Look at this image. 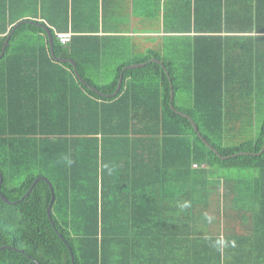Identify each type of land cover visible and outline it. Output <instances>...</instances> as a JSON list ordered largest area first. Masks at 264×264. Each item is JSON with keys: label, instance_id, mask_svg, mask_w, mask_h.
Listing matches in <instances>:
<instances>
[{"label": "trees", "instance_id": "1", "mask_svg": "<svg viewBox=\"0 0 264 264\" xmlns=\"http://www.w3.org/2000/svg\"><path fill=\"white\" fill-rule=\"evenodd\" d=\"M4 1L1 13L11 15V4ZM66 5L71 15L65 23L48 26L11 15L13 24L19 23L0 27V36L4 35L0 57L9 41L0 60V264H128L122 255L133 249L124 246L140 242L151 244L152 253V247L165 240L154 230L160 213L150 210L162 190L166 195L173 177L178 179L177 185L170 184L180 192L179 207L175 213L161 210L159 218L175 229L166 244H179L180 255L208 256L209 244L220 254V236L209 237L205 229L218 223L212 197L222 190L236 195L242 185L228 179L223 187L226 171L251 179L245 181L251 198L242 200V206L250 207L238 218L242 232L234 241L262 243L264 94L259 83L264 63L258 55L255 58L253 40L251 46L246 42L241 54L224 58L227 40L221 36L224 33L232 40L230 34L253 33L255 27L264 31L260 24L264 0H180L182 22L175 30L182 35L196 33L193 49L190 38H182L188 44L182 66L152 53L122 65L115 81L106 86L96 81L107 64V44L113 39L100 33L107 34L110 28L75 23V14H84L86 23L92 11L76 10L74 1ZM68 32H72L71 44L62 46L57 33ZM113 47L124 52L120 42ZM154 59L164 68L149 63ZM235 60L242 68L238 74ZM130 65L144 67L124 71ZM123 72L121 90L115 95ZM171 92L190 94L189 107L175 100L172 106ZM237 94L243 99L240 115L250 113L253 102L260 115L231 118L230 110L237 106L229 99ZM187 115L217 152L206 145ZM240 120L256 123L253 137L243 140L238 133ZM139 177L148 181L150 198L148 213L140 220L152 227L149 235L139 231L130 237L123 214L111 209L123 204L125 190L134 191ZM41 178L54 189L55 227L48 216L53 198L50 185L40 180L33 187ZM201 243L208 245L200 250L196 245ZM116 253L122 262L112 261ZM251 253L245 264H254L255 249ZM203 259L199 263L204 264Z\"/></svg>", "mask_w": 264, "mask_h": 264}, {"label": "crops", "instance_id": "2", "mask_svg": "<svg viewBox=\"0 0 264 264\" xmlns=\"http://www.w3.org/2000/svg\"><path fill=\"white\" fill-rule=\"evenodd\" d=\"M72 1L75 3L76 10H79L82 13H84L85 10L89 12L92 11L91 16L86 20V23H84V14L83 17L80 14H75V23L110 28L107 34H104L102 30L100 33V36L108 35L113 38L107 44V55L109 54L107 64L105 65L102 75L97 78L98 85L100 86H106L113 83L116 79L117 72L122 65L127 62L132 63L133 61H141L152 53L173 62L178 67L182 66L185 56H183L184 58L181 56L182 53H186L185 50L188 45L186 41H182V38L185 39L186 37H189L191 49L194 48L195 32L182 35L175 30V27L182 22L179 17L180 0H6V3L11 4V10L13 11L11 15L12 17H15V19L19 17L23 20L35 19V21L44 22L50 26L52 23H65L67 15H71L69 10L68 14L66 13V3L71 6ZM4 3V0H0V27L4 24L14 26L19 22L13 24L14 22H12V17L9 11L6 15L1 13L3 12ZM69 9L71 8L69 7ZM37 14L38 17H35ZM260 24H264V21H260ZM124 26H127V30L124 29ZM117 27L123 28L119 29ZM225 36L226 34L222 33L221 37L224 40H227L223 41L224 58L225 55H230L231 57L236 54H241L240 50L245 49L244 45L246 42H249L251 46V40H253L255 58L256 55H258L264 63V31L258 30V28L255 27L253 33L230 34L229 37H231L232 40L225 38ZM3 37L4 35L0 36L1 40ZM116 42H120V44L124 45V52H115L113 45H115ZM203 45L206 48L209 46L208 44ZM154 61H156V59L151 60L149 63H154ZM157 62L164 68V65L161 62ZM232 62L237 65V60ZM133 66L136 65H130L129 67ZM127 68H125L124 71H128ZM240 71H242V68L237 65L235 74H238ZM122 75L121 78L123 82L124 72ZM259 84V91L264 94V68L261 71V80ZM174 100L176 104L183 107H189L191 102L190 94L178 93L176 96L174 93V98L172 99L171 92L170 103L172 106H174ZM256 100L257 99H255V101ZM229 102L231 104L235 102L237 106L230 110L229 115L231 118L240 115L241 112L239 111L238 106L243 104V99L240 98V95L237 94L236 96H232V98L229 99ZM258 104L261 105L263 103L259 102ZM253 106L254 108L250 113H247V115L253 113L257 117L260 113L255 109L256 102H253ZM246 116L242 114L238 119H243ZM238 127L239 123L237 122L234 125V129L237 130ZM140 168H142V163H140ZM193 168L195 169L194 166ZM225 173L226 175H224V179H221L223 187L228 179L237 183L251 180L247 179L246 176L239 172L232 176L229 175L228 171ZM236 178H238V181H236ZM177 180V177H173L172 180L169 179L167 182L169 185L168 192H166L165 195L164 190H162V192L160 191L161 193L158 195L155 209H149L151 212H156L157 215L160 213L157 226L155 225L156 229L154 230L155 234L161 235L159 237L164 239L165 242H159L156 246L154 245V247H152V253H150L149 250L151 244L149 245L145 242H140L138 244L135 243L129 246L126 245L124 246V249L127 251L129 249L133 250L132 252H127V254H121L123 262L126 261L128 264H181L185 262L203 264L199 263V260L204 258V264H213V262L215 264H245L247 263V258L252 257L251 252L253 248L255 249L254 264H264V241L261 243L259 240L255 239L254 244L234 241L235 239H239L238 237L241 235L240 232H242L241 229L238 228V218L244 214L246 207L245 205L242 206V200L251 198L249 191H246L245 187H242L241 185L239 190L237 189L236 195H230L229 193L225 194V190H222L221 195H214V197H212L216 204L214 210L217 212L218 223H211L210 226L208 228L205 227V229L206 234L207 236L209 235V237L211 234H218L220 236L221 245L218 244L221 247L220 254L216 253V248H213V245L201 243L197 244L196 247L201 250L205 249L208 245L207 247H209V249L206 248V250L212 251L208 256L200 254L180 255L179 252L176 251V249L179 251V244L172 243V246L166 244V238L173 237L175 229H170L164 226L163 220L161 221L159 218L162 219L161 210L172 211L173 213H175V211L177 212L175 207H179L180 192H175V190H173L174 184H178ZM171 181H173L174 184H170ZM147 183L148 181L143 177L135 179L133 183V185H135L134 191L125 190L123 204L114 206L115 210L114 207L111 209L113 212H117L120 215L123 214L126 227L128 228L127 234H129L130 237H132L131 235H139V231L142 232V235L150 234L148 228L149 226H152L140 220L141 216L148 213V203L150 202V198H147ZM170 187H172V190ZM219 197L220 199H218ZM236 198L238 200L237 204L240 206L229 203L228 201H234ZM224 203H227L228 205L225 206ZM237 209L241 210L237 212ZM227 210L228 213L226 214ZM211 215L214 219V213H211ZM260 240H264V237L260 238ZM193 246L194 245H188V247ZM119 251L120 249L116 250V252ZM113 258L112 261L122 262L121 256L119 257L117 253L114 254ZM208 260H211L212 263H208Z\"/></svg>", "mask_w": 264, "mask_h": 264}, {"label": "water", "instance_id": "3", "mask_svg": "<svg viewBox=\"0 0 264 264\" xmlns=\"http://www.w3.org/2000/svg\"><path fill=\"white\" fill-rule=\"evenodd\" d=\"M47 31H48V33H49V37H50L51 53H52V56H54L52 35H51V32H50L49 29H47ZM8 45H9V41L6 42L5 49H4L3 53H2V56L0 57V60H2V59L4 58V56H5V50H6V48L8 47ZM64 62H65V61H61V63H64ZM154 63H158V62H157V61H154ZM71 64L74 65L73 62H71ZM142 67H144V65L129 67V68H127V70H134V69H138V68H142ZM122 78H123V75H122ZM122 78H121V81H120V83H119L120 86H119V88H118V90H117V93H115V95H118V93H119L120 90H121ZM115 95H114V96H115ZM173 98H174V93L172 92V99H173ZM173 108H174V107H173ZM180 113L184 114V113L181 112V111H180ZM187 116H188V115H187ZM188 118H189L190 121H192V123H193V125H194L196 131L198 132L199 136L202 137V140L206 143V145H207L211 150L217 152V151L211 146V144H209V143L206 141V139H204V137L202 136L201 132L199 131V128H198V126L196 125V123L194 122V120H193L192 118H190L189 116H188ZM263 150H264V149H263ZM0 176H1V180H0V191H1V186H2V183H3V177H2V175H0ZM40 180H45V181H47L48 184L50 185L51 191H52V193H53V198H52L51 204H50V206H49V208H48V216H49V219L51 220L53 226L55 227V224H54L53 219H52V209H53L54 199H55V198H54V189H53L52 184H51L47 179H45V178H41V179L36 180V182L34 183L33 187H34V186H35ZM33 187H32V189H33ZM32 189H31V190L29 191V193L24 197V199H25V198H26V197L32 192ZM1 197H2V199H3L4 202L11 204V202H10L7 198H5L3 195H1ZM7 249H9V248H7ZM70 252H71V254H72V250H71V249H70ZM37 264H38V263H37Z\"/></svg>", "mask_w": 264, "mask_h": 264}, {"label": "rangeland", "instance_id": "4", "mask_svg": "<svg viewBox=\"0 0 264 264\" xmlns=\"http://www.w3.org/2000/svg\"><path fill=\"white\" fill-rule=\"evenodd\" d=\"M126 27L127 26H124L125 30H127ZM118 28L122 29L123 27H118ZM100 82H102V81H100ZM96 83H98V80L96 81ZM240 122H241V129L239 130L238 133L240 135H242L243 140L247 139V137H253L256 133V131H255L256 130V128H255L256 123H252L251 121H245L244 122L242 120H240ZM204 168H208V167L204 166ZM255 176H256V173L252 172V177L254 178ZM236 181H238V178H236ZM246 184H247V182H243L241 186L245 187ZM218 199H220V197ZM228 201H229V203H232V204H237V202H238L237 198L234 201H230V200H228ZM224 205L227 206L228 204L224 203ZM252 205H253V203H252ZM238 206H240V205L238 204ZM249 207L246 206L245 210L249 209ZM253 207H255L256 210L258 209L257 205H253ZM227 213H228V210L226 211V214Z\"/></svg>", "mask_w": 264, "mask_h": 264}, {"label": "built area", "instance_id": "5", "mask_svg": "<svg viewBox=\"0 0 264 264\" xmlns=\"http://www.w3.org/2000/svg\"><path fill=\"white\" fill-rule=\"evenodd\" d=\"M57 36H59L60 44L62 46H69L71 44V33H57ZM195 168H198V165H194Z\"/></svg>", "mask_w": 264, "mask_h": 264}]
</instances>
